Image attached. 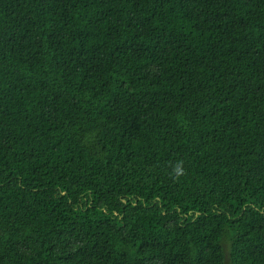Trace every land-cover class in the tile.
Instances as JSON below:
<instances>
[{
  "label": "trees",
  "instance_id": "obj_1",
  "mask_svg": "<svg viewBox=\"0 0 264 264\" xmlns=\"http://www.w3.org/2000/svg\"><path fill=\"white\" fill-rule=\"evenodd\" d=\"M0 264H264V0H0Z\"/></svg>",
  "mask_w": 264,
  "mask_h": 264
},
{
  "label": "clouds",
  "instance_id": "obj_2",
  "mask_svg": "<svg viewBox=\"0 0 264 264\" xmlns=\"http://www.w3.org/2000/svg\"><path fill=\"white\" fill-rule=\"evenodd\" d=\"M185 169L183 168V161H178L176 165L172 168V175L175 179H179L180 177L184 176Z\"/></svg>",
  "mask_w": 264,
  "mask_h": 264
}]
</instances>
